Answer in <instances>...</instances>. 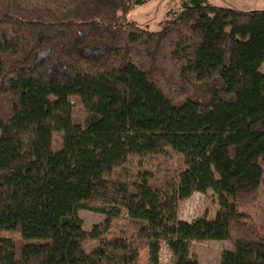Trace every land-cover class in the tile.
Segmentation results:
<instances>
[{
    "label": "trees",
    "instance_id": "16d2710c",
    "mask_svg": "<svg viewBox=\"0 0 264 264\" xmlns=\"http://www.w3.org/2000/svg\"><path fill=\"white\" fill-rule=\"evenodd\" d=\"M148 1L0 0V264H200L206 240L264 264L240 209L264 198V9L189 0L150 30ZM209 189L218 227L182 220Z\"/></svg>",
    "mask_w": 264,
    "mask_h": 264
},
{
    "label": "rangeland",
    "instance_id": "374dc122",
    "mask_svg": "<svg viewBox=\"0 0 264 264\" xmlns=\"http://www.w3.org/2000/svg\"><path fill=\"white\" fill-rule=\"evenodd\" d=\"M186 1L189 0H150L143 5L134 6L128 17L136 21L142 27H146L150 30H158L163 26L167 15L171 11H179ZM214 1L218 2L215 4L230 5L242 10L256 9L264 3V0H241L238 3L235 0ZM232 1L236 2V4L232 5ZM262 71L264 72V63ZM61 139V135H56L54 141L55 148L61 146ZM231 201H233L231 196L217 193L212 189H209L205 193L195 192L182 202L180 218L185 221H192L200 217L206 218L217 228V212L222 206ZM240 209L253 217L254 229L261 232L264 228V198H261L256 203L242 204ZM79 215L82 217L84 229L87 231H91L96 225H101L105 220L104 215L88 209L79 210ZM121 222L123 223L124 220ZM2 237L16 239L19 235L5 231L2 233ZM96 244L95 241H88L86 243L87 249L90 251L93 250ZM229 248H232V243L227 240H206L193 244V249L199 258L200 264H220L222 251ZM169 258L170 251L168 246L163 244L161 249V260L166 263ZM142 264H146L144 255L142 256Z\"/></svg>",
    "mask_w": 264,
    "mask_h": 264
},
{
    "label": "crops",
    "instance_id": "0c3cea01",
    "mask_svg": "<svg viewBox=\"0 0 264 264\" xmlns=\"http://www.w3.org/2000/svg\"><path fill=\"white\" fill-rule=\"evenodd\" d=\"M209 1H211V2H214V3H218V2H216V1H214V0H209ZM237 3L239 2V1H241V0H235ZM233 2V1H232ZM236 2H233L232 3V5L233 4H236ZM235 6H237V5H235ZM256 9H264V3L262 4V5H260L258 8H256ZM253 10V9H252Z\"/></svg>",
    "mask_w": 264,
    "mask_h": 264
}]
</instances>
